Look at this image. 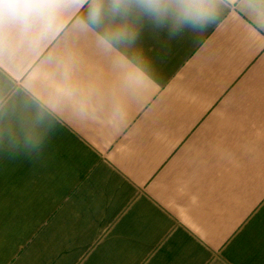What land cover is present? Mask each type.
<instances>
[{"label": "crops", "instance_id": "crops-1", "mask_svg": "<svg viewBox=\"0 0 264 264\" xmlns=\"http://www.w3.org/2000/svg\"><path fill=\"white\" fill-rule=\"evenodd\" d=\"M165 2L0 25V264H264V0Z\"/></svg>", "mask_w": 264, "mask_h": 264}, {"label": "clouds", "instance_id": "clouds-1", "mask_svg": "<svg viewBox=\"0 0 264 264\" xmlns=\"http://www.w3.org/2000/svg\"><path fill=\"white\" fill-rule=\"evenodd\" d=\"M59 7V0H0V25L31 30L42 37L50 30ZM132 7L152 16L158 23H163L169 4L165 0H109L108 12L113 18L125 16ZM175 7L177 24L202 27L212 21L211 11L199 5L178 3ZM104 16V0H92L88 20L93 24H100ZM131 36L126 25H117L99 36V43L110 49L113 44L130 39Z\"/></svg>", "mask_w": 264, "mask_h": 264}]
</instances>
